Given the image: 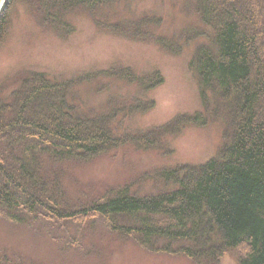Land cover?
<instances>
[{
  "label": "trees",
  "instance_id": "16d2710c",
  "mask_svg": "<svg viewBox=\"0 0 264 264\" xmlns=\"http://www.w3.org/2000/svg\"><path fill=\"white\" fill-rule=\"evenodd\" d=\"M121 0H6L0 39L16 4L39 25L61 36L74 31L72 15L88 13L95 26L171 50L174 41L156 34V16L110 20L101 10ZM206 42L190 60L203 107L167 122L130 130L125 121L154 107L144 94L162 81L158 70L129 66L83 70L68 78L24 70L17 86L0 85V218L43 232L53 241L86 252L83 240L96 231L130 240L154 253L180 255L193 264H218L235 251L237 264H264V0H195ZM197 32L189 29L186 38ZM138 92H110V82ZM91 84L105 103L88 106L78 88ZM221 118L224 143L203 163L158 167L122 186L91 196L71 195L65 177L72 164L88 162L121 146L171 153L167 137L189 124ZM161 185L138 192L142 182ZM133 185L137 186L131 190ZM0 264H31L0 248Z\"/></svg>",
  "mask_w": 264,
  "mask_h": 264
},
{
  "label": "rangeland",
  "instance_id": "374dc122",
  "mask_svg": "<svg viewBox=\"0 0 264 264\" xmlns=\"http://www.w3.org/2000/svg\"><path fill=\"white\" fill-rule=\"evenodd\" d=\"M195 5V0H121L101 10L112 21L131 20L143 14L156 16L159 23L152 26L154 32L179 46L171 50L152 40H137L98 28L86 12L74 13V31L61 36L39 25L26 7L16 4L8 14L0 39V85L7 90L14 88L18 84L15 76L24 70L68 78L83 70L120 64L138 73L158 70L162 75V81L144 94L154 101V107L130 116L125 121L126 128L145 129L163 124L177 114L202 111L190 60L196 47L206 42V28ZM189 29L197 31L194 38H186ZM93 88L91 84L82 85L79 95L88 106L100 108L106 94L96 93ZM110 92L133 94L138 89L116 81L110 82ZM224 132L223 122L217 118L205 125H186L178 134L167 137L172 148L168 154L155 148L121 146L88 162L72 164L65 186L73 196L81 191L93 196L108 187L129 183L154 168L203 163L222 146ZM133 186L131 190L137 187ZM160 187L142 182L138 192H154ZM82 243L86 252L0 218V248L19 254L31 264H193L184 256L150 252L101 230L87 235ZM218 264H237L235 251L223 254Z\"/></svg>",
  "mask_w": 264,
  "mask_h": 264
},
{
  "label": "water",
  "instance_id": "95a60500",
  "mask_svg": "<svg viewBox=\"0 0 264 264\" xmlns=\"http://www.w3.org/2000/svg\"><path fill=\"white\" fill-rule=\"evenodd\" d=\"M4 2H5V0H0V12H1V10H2V7H3V5H4Z\"/></svg>",
  "mask_w": 264,
  "mask_h": 264
}]
</instances>
